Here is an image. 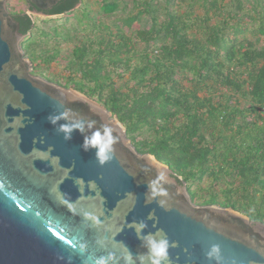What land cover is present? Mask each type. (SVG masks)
<instances>
[{
  "label": "trees",
  "instance_id": "obj_1",
  "mask_svg": "<svg viewBox=\"0 0 264 264\" xmlns=\"http://www.w3.org/2000/svg\"><path fill=\"white\" fill-rule=\"evenodd\" d=\"M78 5L90 33L52 31L70 47L48 44L32 6L14 15L34 73L106 108L193 202L264 223V0H100L93 20L84 0H61L47 14Z\"/></svg>",
  "mask_w": 264,
  "mask_h": 264
},
{
  "label": "water",
  "instance_id": "obj_2",
  "mask_svg": "<svg viewBox=\"0 0 264 264\" xmlns=\"http://www.w3.org/2000/svg\"><path fill=\"white\" fill-rule=\"evenodd\" d=\"M7 1L0 0V264H94L108 252L122 257L124 245L135 258L145 249L129 225L140 221L145 232L163 229L175 242L171 264H216L205 255L212 244L220 247L221 264H264V223L195 204L187 185L168 165L139 153L106 108L32 75L33 63L20 45L27 35L19 32ZM25 1L31 14L45 16L61 0ZM66 108L77 119L113 128L117 143L109 162L100 166L94 150L81 149L78 132L66 141L49 123L50 114ZM160 171L167 210L146 203L147 184ZM85 213L98 217L99 226ZM80 242L88 246L83 254Z\"/></svg>",
  "mask_w": 264,
  "mask_h": 264
},
{
  "label": "clouds",
  "instance_id": "obj_3",
  "mask_svg": "<svg viewBox=\"0 0 264 264\" xmlns=\"http://www.w3.org/2000/svg\"><path fill=\"white\" fill-rule=\"evenodd\" d=\"M47 119L56 128V131L63 135V139L66 141L72 138L73 132H78L83 138L80 145L81 149L85 152L94 150L95 160L100 166H103L113 158L117 137L114 135L113 128L109 125L102 124L97 127L94 120L84 121L77 119L73 110L68 108L59 113L50 114ZM59 121H64V123H59ZM33 142L35 143V140ZM166 182V176L163 171L158 172L157 177L148 182L146 203L156 201L160 208L167 210L165 208V198L168 193L163 187ZM83 218L91 221L93 227H97L100 224L99 218L91 213H85ZM148 219L154 221L153 227H155V217L152 213L149 214ZM129 226L134 229L136 237L141 241V246L145 251L137 254L134 258L131 251L127 250V246L124 245L125 254L122 257L108 252L106 256L96 257L94 264H121V261L122 264H171L169 248L176 247V244L174 241L170 243L167 233L163 229H157L155 232H145L144 229L147 225L144 221L132 222ZM97 244L100 247H104L103 241L98 240ZM87 247L86 242L78 243V249L81 254L86 252ZM205 255L207 259L214 260L216 264H221L222 257L219 245L212 244Z\"/></svg>",
  "mask_w": 264,
  "mask_h": 264
},
{
  "label": "rangeland",
  "instance_id": "obj_4",
  "mask_svg": "<svg viewBox=\"0 0 264 264\" xmlns=\"http://www.w3.org/2000/svg\"><path fill=\"white\" fill-rule=\"evenodd\" d=\"M12 8L14 9V12L21 13L26 9V5L21 0H9ZM89 5V10L91 11V15L89 18L91 20L94 19L95 15L99 11L100 8V0H84ZM82 6L78 5L73 11V15L70 18H67L65 16H42L38 15L40 17V20H35V23L39 25V28L45 29L51 32V37L47 40L48 44L50 46L53 45H61L64 47H70L72 45L71 42L66 43L63 39H61V36H64L65 33L73 34L74 31H76L79 35L89 34L90 28H89V21L87 19H84L82 14ZM131 8L129 7L125 11L117 10L113 15L110 17L105 18L107 23L110 25H113L115 23H120L121 18H124L127 14H129V11ZM28 15H32L30 11L26 12ZM84 22L82 24L81 22ZM148 21L147 18H143V20L140 22L139 28H146L148 27ZM56 29L60 33V37H56L53 35L52 31ZM38 32V31H37ZM33 36L36 35V30H32L30 33ZM34 38V37H33ZM39 41V39L35 40ZM45 41V40H44ZM29 54V52H28Z\"/></svg>",
  "mask_w": 264,
  "mask_h": 264
},
{
  "label": "flooded vegetation",
  "instance_id": "obj_5",
  "mask_svg": "<svg viewBox=\"0 0 264 264\" xmlns=\"http://www.w3.org/2000/svg\"><path fill=\"white\" fill-rule=\"evenodd\" d=\"M21 1H23V2L25 3L26 7H27L28 5L32 6L29 2H27V1H25V0H21ZM5 6H6L8 12H9V14H10L14 19H15V17H14L15 14H20V13H16V12H14V9L12 8V5H11V3H10L9 0L6 2ZM8 6L11 7L12 12L9 11ZM32 7H33V6H32ZM32 10H33V9H32ZM48 11H49V10H48ZM30 12H31V11H30ZM43 13L46 14L45 16H50V15L47 14V11H43ZM33 16L38 17V15H34V14H33ZM39 18H40V17H39ZM15 20H16V19H15ZM16 22H17V21H16ZM18 24H19V22H18ZM19 32H20V24H19ZM25 35H27V36L22 40V42H21L20 45H21L22 49L24 50V54H25V56L28 57V58L30 59L29 54H28V51L23 47V41L28 37V34H25ZM30 60H31V59H30ZM31 61H32V60H31ZM32 63H33V62H32ZM33 70H34V64H33L32 72H31L32 75L37 76V77H41V78L46 79V80H48V81H50V82H53V83L58 84L56 81H54V80L52 79V77H50V76H45V75H41V74H38V73H34ZM194 203H195V202H194ZM195 204H198V203H195ZM199 205H200V204H199Z\"/></svg>",
  "mask_w": 264,
  "mask_h": 264
}]
</instances>
